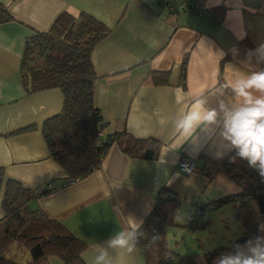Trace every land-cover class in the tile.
Wrapping results in <instances>:
<instances>
[{"label":"crops","instance_id":"1","mask_svg":"<svg viewBox=\"0 0 264 264\" xmlns=\"http://www.w3.org/2000/svg\"><path fill=\"white\" fill-rule=\"evenodd\" d=\"M0 3L12 16L0 23V167L5 178L25 188L49 190L31 199L29 207L43 210L83 240L87 246L82 256L130 217L142 223L162 190H169L180 198L181 207L175 223L166 227V242L175 255H168L172 259L165 264H182L181 257L190 255L191 249L187 244L180 246L182 240L187 232L190 237L195 232L185 228L191 221L189 214L194 204L234 194L240 188L223 173L210 179L179 170L182 160L194 161L198 166L203 156L217 160L234 151L218 155L223 147L208 133H201L198 140L183 142L175 132L174 120L194 96L204 93L209 103L216 104L214 94L227 78L237 71L252 70L245 61L249 50L264 44V0ZM192 6L198 10H192ZM64 12L75 17L80 12L89 13L111 29L91 53L102 137L126 132L135 138L156 139L160 143L156 159L130 156L113 142L97 169L84 178L68 181L66 172L50 157L41 127L46 118L61 110L63 93L56 86L26 91L20 66L26 38L36 31L49 30ZM183 59L187 62L185 85L180 81ZM256 67L264 68V64ZM152 70L170 71L169 82L153 84ZM228 99H233L230 93ZM29 126L34 128L17 132ZM2 194L3 191L0 218ZM207 216L204 213L200 218ZM170 231L174 242L169 240ZM140 246L133 255L122 256V264H146ZM193 256L196 264H206L203 253ZM48 263L65 264L56 255H50Z\"/></svg>","mask_w":264,"mask_h":264},{"label":"trees","instance_id":"2","mask_svg":"<svg viewBox=\"0 0 264 264\" xmlns=\"http://www.w3.org/2000/svg\"><path fill=\"white\" fill-rule=\"evenodd\" d=\"M191 9L198 10L193 6ZM11 17L8 8L0 3V23ZM110 31L109 26L89 13L80 12L75 17L64 12L55 19L49 30L36 31L25 40L20 77L26 91L56 86L63 93L61 110L43 121L41 132L50 157L66 172L68 181L84 178L97 169L113 142H117L130 156L144 159L158 157L160 143L156 139L135 138L126 132H116L107 138L101 135L103 122L94 100L97 76L91 53ZM186 63V59H183L180 72L182 85H185ZM169 74L167 70H152L151 81L155 85L166 84ZM33 128L29 126L17 132ZM234 155L232 152L217 160L203 156L201 164H195L193 169V172L210 179L223 173L240 188L234 194L198 201L197 208L207 213L208 217V213L214 211L215 215L219 208L229 205L239 222V232L229 243L203 252L206 264H213L216 257L231 250L234 245L264 234L258 232L259 224L264 222V178L255 168L249 167L246 160L237 158L232 162ZM1 191L0 264H49L50 255L60 257L65 264H84L82 253L86 243L61 221L41 209L29 207L31 199L49 190L25 188L16 180L6 179L4 169L0 167ZM180 207V198L164 189L142 222L144 236L140 238V244L146 264H165L170 261L168 255H175L167 245L165 233L166 227L175 223V215ZM220 218L227 222L224 217ZM208 224L210 219L203 220L195 215L185 228H206ZM154 235L160 237L159 241L149 248L145 247ZM14 246L25 247L30 259L17 261L11 254ZM180 260L182 264H196L193 255L182 256Z\"/></svg>","mask_w":264,"mask_h":264},{"label":"clouds","instance_id":"3","mask_svg":"<svg viewBox=\"0 0 264 264\" xmlns=\"http://www.w3.org/2000/svg\"><path fill=\"white\" fill-rule=\"evenodd\" d=\"M249 72L237 71L227 78L214 94L216 104L209 103L204 93L194 96L188 108L174 120L175 132L187 140H198L201 133L218 139L225 151H234L232 162L246 160L264 178V44L249 50L245 61ZM233 97L228 99V94ZM177 102H181L177 94ZM142 223L130 217L103 242H97L88 255L82 256L84 264H122V256L133 255L140 246ZM264 233V222L258 227ZM154 235L145 247L158 242ZM213 264H264V234L250 237L222 252Z\"/></svg>","mask_w":264,"mask_h":264},{"label":"rangeland","instance_id":"4","mask_svg":"<svg viewBox=\"0 0 264 264\" xmlns=\"http://www.w3.org/2000/svg\"><path fill=\"white\" fill-rule=\"evenodd\" d=\"M217 211L218 212L215 215L213 214L214 211H212L208 213L210 214L209 217L207 216L203 218V220L210 219V224H208L209 227H198L194 229L195 232L192 233V237H190L189 232L185 234V237L182 240L184 243H181L180 246L187 244L188 247H191L192 250L189 249L190 255H194L195 253H203L204 250H209L219 245L229 243L230 239L234 238L238 234L239 222L234 217L233 211L231 212L229 205L222 206ZM228 216H230L231 219H228ZM220 217H224L227 222L222 220ZM187 236L190 240L189 242L187 241ZM168 237L171 242L175 241L173 237V231H170ZM178 238L181 240L182 235L180 234ZM21 246L23 245L21 244ZM11 254H13V257L19 262L27 261V259L30 258V253L25 247L14 246Z\"/></svg>","mask_w":264,"mask_h":264},{"label":"built area","instance_id":"5","mask_svg":"<svg viewBox=\"0 0 264 264\" xmlns=\"http://www.w3.org/2000/svg\"><path fill=\"white\" fill-rule=\"evenodd\" d=\"M186 6L187 5H183L182 7H186ZM187 7H190V6L188 5ZM178 167H179V170L183 174H189L193 172V169L195 168V162L185 159V160L180 161ZM75 180L77 179H74L73 181ZM197 206H198V203L194 204V206L192 207V210L190 211L189 217L191 218V220L195 215L200 217L204 214L201 210H199V208H197ZM169 259H172V257H169Z\"/></svg>","mask_w":264,"mask_h":264}]
</instances>
